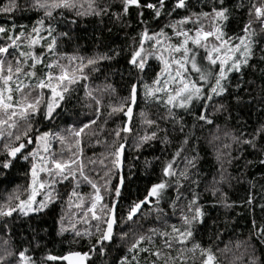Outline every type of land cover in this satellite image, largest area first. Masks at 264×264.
Listing matches in <instances>:
<instances>
[{"label":"snow or ice","instance_id":"6c2138e0","mask_svg":"<svg viewBox=\"0 0 264 264\" xmlns=\"http://www.w3.org/2000/svg\"><path fill=\"white\" fill-rule=\"evenodd\" d=\"M0 186V264H264V0H0Z\"/></svg>","mask_w":264,"mask_h":264},{"label":"trees","instance_id":"16d2710c","mask_svg":"<svg viewBox=\"0 0 264 264\" xmlns=\"http://www.w3.org/2000/svg\"><path fill=\"white\" fill-rule=\"evenodd\" d=\"M239 19V18H237ZM27 22V21H25ZM237 25V21H233V28H236ZM110 40H116L118 44H121L123 46H127L128 41H126L123 37V33H120L119 35H117V30L114 29L112 33H108L105 32L104 33V41H110ZM86 48H88V52L86 54H92L95 51V45H92L91 43H89L88 45H85ZM113 47H115V45H113ZM100 51H105V49L103 47L100 48ZM121 63H123V60L121 59ZM101 80H103V77L100 78ZM113 79L119 83L120 82V78L119 75L113 77ZM100 81H96V83H99ZM80 95L83 96V91L81 90ZM82 111H87V109H83ZM87 139V137L85 138ZM102 148H97L96 151L100 152L102 151ZM205 151L207 152L208 150L205 149ZM88 155L91 156L92 155V149H88L87 150ZM158 154V153H157ZM151 158V157H149ZM211 164V155L210 152H208L207 156H206V161L204 164V168L206 171H209V165ZM24 177L23 176H17L16 179V183H23L24 181ZM147 179H149L148 177H141L137 183H134L133 185H131V190H132V195L135 196L136 192L135 189L137 187H139L141 190L143 189ZM2 187V186H0ZM10 190V189H9ZM85 191H88L87 188H85ZM3 195H5V193L3 191H0V197H2ZM231 196L233 199L237 200V202H239L244 196H245V190L244 188L237 186L234 190H232L231 192ZM236 211L242 212L243 214L239 217H236L238 223L236 224V228L238 230V232H243L245 235L247 234V230L251 227V214L245 210V209H237ZM216 213L213 212V215H215ZM233 216H235V212L232 213ZM256 218L257 220H259L261 218V214L259 213V211H257L256 214ZM50 224V221H49ZM52 239H57L55 237V233H52ZM51 247L53 248L54 251L56 252H61L67 249V245L66 244H60V243H55L52 244ZM73 247H75V245H73Z\"/></svg>","mask_w":264,"mask_h":264}]
</instances>
